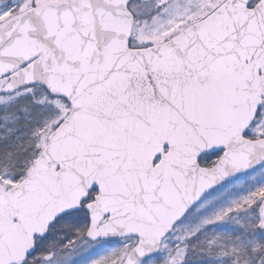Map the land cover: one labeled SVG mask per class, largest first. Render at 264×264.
<instances>
[{
    "label": "snow or ice",
    "instance_id": "snow-or-ice-1",
    "mask_svg": "<svg viewBox=\"0 0 264 264\" xmlns=\"http://www.w3.org/2000/svg\"><path fill=\"white\" fill-rule=\"evenodd\" d=\"M0 264H264V0H0Z\"/></svg>",
    "mask_w": 264,
    "mask_h": 264
}]
</instances>
